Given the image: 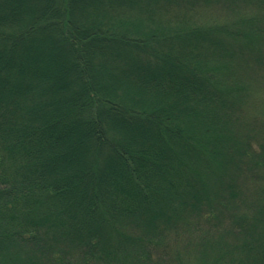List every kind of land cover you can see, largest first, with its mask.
<instances>
[{
    "label": "trees",
    "instance_id": "1",
    "mask_svg": "<svg viewBox=\"0 0 264 264\" xmlns=\"http://www.w3.org/2000/svg\"><path fill=\"white\" fill-rule=\"evenodd\" d=\"M0 264H264V0H0Z\"/></svg>",
    "mask_w": 264,
    "mask_h": 264
}]
</instances>
